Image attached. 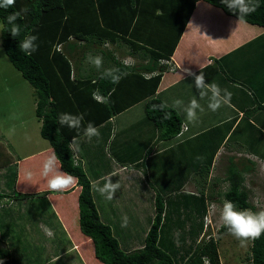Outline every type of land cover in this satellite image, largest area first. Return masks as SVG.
Instances as JSON below:
<instances>
[{"label":"trees","instance_id":"1","mask_svg":"<svg viewBox=\"0 0 264 264\" xmlns=\"http://www.w3.org/2000/svg\"><path fill=\"white\" fill-rule=\"evenodd\" d=\"M197 1L15 0L13 7L0 8V45L11 64L34 89V114L40 122V136L49 142L52 154L55 153L59 157L60 169L65 173H71L78 180V210L74 227L82 237L88 239L86 241L88 245L83 246L76 237L73 242L77 244L75 246L77 249L80 247L83 256L91 254L100 264H221L214 236L207 234V238L206 235L199 238L210 202L209 196L202 189V183H206L209 166H201L197 172L201 180L198 190L202 193V201L201 204L196 201L198 206L195 211L193 209L190 220L193 219V223L200 221L201 229L192 232L190 223L188 232L190 240L185 239L183 235L185 230L180 226L173 229L171 225L163 230L166 222L165 197L154 190V211L141 246L128 245L120 241L118 230L114 231L110 224L101 219L94 201L93 181L109 174L115 165L111 156L106 153L109 138L103 139L99 145V149L104 152L106 165L100 166L101 170L96 173H90V170L88 172L81 162L82 158L89 160L90 163L99 159L94 151H82L80 147L72 151L69 148L74 137L76 140L84 134V128L89 122L97 127L141 99H145V116L156 128L157 140L181 136L185 131L180 132L183 125L181 116L176 109L167 104L164 110H153V105L165 104L154 96V93L163 71L162 67L165 65L159 63V60L163 58L168 60L172 54ZM204 1L219 7L229 16L264 28V0H253V3L259 6L255 12L245 16L230 11L222 0ZM16 12L21 14L15 21L20 28V35L14 38L10 33L13 25L8 22L7 17ZM116 20L120 23L115 24ZM122 22L124 24L120 29H123L116 34L115 28H119ZM28 35L38 37L35 42L38 48L31 56L25 55L19 49V43ZM69 37L93 39L97 44L103 43L106 39L111 42L123 40L131 54H141V58H147V62L142 66L143 70L155 73L141 81V71L134 67L125 69L124 65L114 58V68L119 67L128 71L130 76L138 79L136 83L129 87L119 83L112 84L108 79L102 78L104 72L93 79L76 78L72 73L66 51L57 47L66 44ZM168 45L169 47L165 49ZM220 70L227 80H232L221 67ZM96 91L107 97V103H98L93 99L92 94ZM255 102L252 107L245 110L246 113H254L259 109L264 111V105L257 100ZM165 113H170L169 119H164ZM61 114H83L82 126L79 129H72L60 125L58 118ZM79 140H76V143L82 147ZM149 151L150 148L146 154ZM12 161L13 159L5 156L3 152L1 154L0 151V167L9 165L14 168L7 179L6 187L9 192H0V204L7 205L12 201L31 196H44L50 192L43 190L26 193L16 190L17 162ZM248 161L252 162L251 166L243 164L240 170L234 167V161H230L223 172L227 188L222 195L225 201L233 202L238 210L250 209L257 212L248 200V189L245 185V174L252 171L254 166V161ZM139 163H142L141 160ZM31 207L28 206L27 209ZM33 208L36 209V206ZM199 209L200 212H196ZM32 212L34 211L31 210ZM32 215L34 217V213ZM173 216L178 218L177 213ZM44 217L47 218L46 215L39 214L42 221ZM175 223L179 221L176 220ZM225 230L223 226L219 228L221 232ZM11 260L10 250L0 240V262L13 264ZM245 260L243 262L245 264H264V234L259 239L251 240L250 251Z\"/></svg>","mask_w":264,"mask_h":264},{"label":"crops","instance_id":"2","mask_svg":"<svg viewBox=\"0 0 264 264\" xmlns=\"http://www.w3.org/2000/svg\"><path fill=\"white\" fill-rule=\"evenodd\" d=\"M119 23L120 22L118 20L115 21V24ZM123 24L124 22L121 23L119 28H115L116 34L121 32V29L123 28L120 29V27ZM139 27L140 25L138 26V29ZM87 31H89V29H87ZM263 31L264 28L259 25L250 24L233 16H229L219 7H216L204 0H198L195 3L194 9L172 51V54L169 56L168 60H164L165 58L159 60V63L165 65L162 67L163 71L161 72L160 80L154 93V96H157L165 104L176 109L178 114L181 116L182 124L187 126V129L181 134V136H177L169 140H157L156 128L145 116V99H141L120 113L112 116L105 123L97 126L100 131V136L98 138L93 137L89 140L83 134L76 139H80L78 142L79 145H82V147L79 146L82 148V151H94L96 156L99 158L93 163H90L89 160L87 161L85 158L81 159L83 167L90 170V173H96L101 170L99 169L100 166L104 167L106 165L104 152L99 149V145L103 142V139L113 136L115 127H117L115 120L120 114H125L128 110L141 104V114L145 117L144 120L141 115V125L146 121L147 124L152 125L150 131L144 132L145 134L141 137V150L139 148V153H137L138 155L135 154V156H131V150L124 143L121 144V152L119 154H117V150L115 153L109 152L106 147V153L111 156V160L115 162V165L109 174L93 181L94 201L101 219L113 226L115 221L121 220L123 223L124 218H127V227L121 226L120 229H117L121 236L119 239L123 242V244L125 242L128 245H138L141 243L147 226L151 220V211L154 206V193L146 186L143 182V179L145 178L141 176H147L148 167L146 165L149 164V162H161L162 160L167 159H171V161L177 160L176 162H178L180 157L173 156L174 149L177 148L178 150H181V147L185 144H189V140L204 132L206 130L205 128L216 131L212 132V134L218 133L217 139L220 141H211L214 138H210L211 140L208 142L215 145V153L213 154L214 158L216 152L219 151L221 144L228 136L232 127H236L242 119H247L250 124L253 120H256L254 119L256 112L246 113L245 110L252 107L254 103H256L255 100L261 101V104L264 105V60L261 66H259L258 73L253 66L257 63L251 61V57L254 58L255 53H257V48L253 49L254 45L252 43L257 37L263 35ZM57 47L63 48V50L66 51L72 66V73L76 78L93 79L96 75L103 73L106 69L114 68V58L120 62L125 58H132L135 61L134 68H136L137 71H141V81L155 73L143 70L142 66L147 62V58H141V54H131L127 43L123 40L111 42L106 39L103 43L97 44L93 39L87 40L85 38L77 39L69 37L66 44L63 46L59 45ZM168 47L169 45L166 46L165 49ZM121 49H123L121 55L122 58H119L118 53ZM88 56H101L103 58L102 70H98L90 64L87 60ZM165 61H168V63ZM220 67L232 80H227L224 77ZM189 72L193 73V75H189ZM201 72H203L205 76L206 83L216 84L221 88V90L226 89L231 93L230 104L222 105L216 111H212L209 108L208 105L211 93L209 92L207 96L201 98L199 90L195 87V75H199ZM260 75L261 82L259 84L256 82V79ZM137 80L138 79L135 78V76H130L128 74L120 80L119 84L129 87V85L136 83ZM141 84L143 83L141 82ZM241 86L247 89V92L240 88ZM171 89L174 90V93L169 92ZM177 91H179L178 94L176 93ZM136 94L138 95V92H136ZM185 95L188 96V99L184 97ZM192 95L195 97H192ZM259 95H262L263 97L257 98ZM192 99H196L203 108V111L197 110V119L195 121H189L185 111V108L189 105V103L185 104V102H189ZM177 100L182 101V104L179 107L175 105ZM224 110L226 112H224ZM224 123H230L226 126L228 127L227 131L226 129H220ZM144 131L147 130L144 128ZM221 131L223 134L220 133ZM211 137H214V135H211ZM176 139L179 140L175 141ZM95 143L98 146V150L91 147V145ZM114 147L116 148V146ZM149 148L150 151L146 154ZM198 151L200 152V150ZM47 152L52 153V148L49 143L45 144L35 152H26L20 158L18 157L16 160L12 161V163L17 162V179L15 183L16 190L26 193L48 190L47 179L41 175L44 161L46 160V157L50 156ZM165 152L173 153L170 157H163ZM226 152H228L225 161L226 164L221 168V174H223L224 170L230 163L231 158H236L235 155H243L244 158L255 161L254 159L249 158L247 154L243 153L242 149L234 146L229 147ZM36 157H38V159ZM186 158V163L179 160V166L183 168V165H189L188 167L191 170L190 177L194 175L196 177L197 172H193V170L201 166H205L203 165L205 159L202 160V158L199 157L196 158V162L193 155ZM213 158L210 160V165L209 163L207 165L209 166V171L205 180L210 178L211 172L214 168L215 163ZM140 160L142 162L141 164L139 163ZM145 161H148V163L146 164ZM87 163L89 164L87 165ZM176 166L178 165L176 164ZM8 167L10 166L5 165L0 167V192H9L6 187V179H3L2 177V175L10 173L9 170H7ZM138 169H141V174L137 171ZM29 173L31 174V179L27 178ZM108 177H111L114 183L118 181L120 184V189L115 193L113 199L111 200L106 199L98 191H96V187H102ZM196 181L197 180H195V183ZM152 182L153 179L150 178L149 183L151 185L153 184ZM189 189L192 190L193 188L189 187ZM78 191L79 187L76 185L74 188L65 192H49L42 196V198L46 199L47 202L50 203L57 216L56 218H49L45 213H43L48 218L44 221L47 225H43L41 222L39 223L44 229L40 228L43 240L40 244L43 245V248H51L53 250L50 251L48 256L43 259V262L41 260L34 261L31 259L30 252L28 250L25 251L24 247L21 249L25 252H16V250H20L14 243V238L18 237L20 240L26 242V246H29V248L31 247L30 245H27V242L29 237L31 241L34 237L30 228H28L29 224L27 223L32 225V229L33 220H24V222H21L24 225L19 224L20 222L16 220L18 215L15 214V209L19 206L23 207V205H25L26 208L27 206L31 207V205L33 207L36 201L39 200L38 196L26 197L25 199L16 202L12 201V203L10 202L9 204L8 210L6 209L5 211L0 212V228L2 229L0 230V240L10 250L12 260V256L14 254L15 261L14 263L12 262L13 264H100L91 256V254L87 255L88 258L86 255L83 256L80 247L77 249L75 247L77 244L73 242V239L76 237V239L80 241L83 246L86 247L88 245L86 243L88 239L82 237L77 232L78 230L76 227H74V219L77 216L78 210ZM174 202L176 201L174 200ZM148 204L152 205L151 209L148 208ZM32 207L31 210L34 211V208L32 209ZM145 207H147V209H145ZM23 211L26 219L33 217L32 213L34 212L31 213L29 210V213L27 210ZM17 212L21 215L22 210L18 209ZM12 225L23 228L20 229L21 237L19 235L17 236L15 230L11 228ZM45 229L50 230L53 235L51 237L46 235ZM22 230H24V232H28L31 236L23 235ZM1 231L3 235L8 234V236H3V238H1ZM64 235L66 236L64 237ZM62 237H64L63 240L67 238L70 242L68 249L65 248L64 245H61L62 247L58 246ZM69 251H73L72 253L75 252V254L68 256ZM22 255L25 257L24 260L21 259V257H23Z\"/></svg>","mask_w":264,"mask_h":264},{"label":"rangeland","instance_id":"3","mask_svg":"<svg viewBox=\"0 0 264 264\" xmlns=\"http://www.w3.org/2000/svg\"><path fill=\"white\" fill-rule=\"evenodd\" d=\"M252 44L254 45L253 49L257 48V53L253 52L255 53V56L254 58L251 57V61L257 63L253 66L256 72L258 73L259 66H261L264 60V33L262 36L257 37ZM122 51L123 49H121L118 53L119 58H122ZM260 78L261 75L256 79V82L259 84L261 82ZM240 88L247 92V89L243 88L242 86ZM169 92L174 93V90L171 89ZM176 93L178 94L179 91H177ZM184 97L188 99L187 95H185ZM192 97L195 96L192 95ZM262 97V95H259L257 98ZM33 102V87L20 75L19 71H17V69L11 64L0 45V151L1 154L3 152L4 155L8 156L10 159L16 160L18 157L20 158L26 152H35L36 150L43 147L45 144L49 143L46 139L40 136V124L34 114ZM186 103L188 104L190 103V101L185 102V104ZM141 106V104L136 105L134 108L128 110L125 114H120L116 118L115 124L117 127H115V132L113 133V136L109 137L108 142L106 144V147L108 148L109 152L115 153V151L117 150V154H119L121 152V144L124 143L131 150V156H135V154L139 153V148L141 150V137L145 134L144 132H149L152 126V123L149 125L147 124V121L141 125ZM224 112L226 111L224 110ZM143 119L145 120L144 116ZM254 119L256 120H253L251 124L248 122L247 119H242L236 125V127H232L228 134V136H231H227L225 138L224 142L221 144L219 151L216 152L214 158L213 154L215 153V145L213 143L208 142L212 138L214 139H212L211 141H217L218 133L212 134V132L216 131H212L205 128L206 130L204 132H202L199 136L189 140V144H185L183 147H181V150L175 148L174 153L165 152V154H163V157H170L172 156V153L174 157L179 156L180 158L178 157V162H176L177 160L171 161V159H167L162 160L161 162H149V164H147L148 161H145L147 164L146 166L148 167V174L147 176L141 175L145 178L143 179V182L150 190H152L153 193H155L154 190L156 189V192H159L163 197H165L164 208L166 209V216L164 217V220L166 222L163 226V230L166 227H170L171 225L173 229H177L180 226L182 227V230H185V232L183 233L185 239L190 240L188 236L189 224H192V226H190L192 228V232L194 230L199 231L201 229L200 221H195V223H193V219L190 220L191 216L193 215V209L194 211L197 209V202L201 204L202 201V193H200L198 190V188H200L199 183L201 180L198 175H196V177L195 175L190 177L191 170L188 167L189 165L185 164L182 166L183 168H181L179 166V160L183 161V163H186V157H190L191 155H193L195 157L196 162V158L201 157L202 160L205 159L203 165L207 166L211 158H213L215 165L211 172V176L209 179L207 178L206 183H202L203 192L207 196H209L210 202L208 203V211L206 216L204 217V225L202 227V231L199 235V238L205 235L207 238V234L214 236V239H216V242L218 244V253L221 264H245L243 262L246 261L245 258L250 251L251 245V240H249L247 241L246 246L242 247L240 245V242L232 234H230L227 229L223 232L219 231V228L222 226V222L220 220V211L222 209L223 203L225 202L222 193L227 188V182L223 180L221 168L226 164V156L228 155V152L226 151L229 149V147L234 146L236 148H240L243 150V153L247 154L249 158L255 160V164L253 163V170L250 171L248 174H245V185L248 189L249 202L254 205L257 212L264 210L263 110H257ZM229 124L230 123H224V125L220 129H226L227 131L228 127L226 126H228ZM144 128L147 131H144ZM220 133L223 134L222 131ZM211 135H214V137H211ZM177 140L179 139H176L175 141ZM114 146H116V148ZM91 147H93L95 150H98V146L96 145V143L91 145ZM198 150H200V152ZM47 154L51 155L52 153L47 152ZM235 156L236 158H231V160L234 161V167L237 170H240L243 164L251 166L252 162L248 161L249 159L244 158L243 155ZM48 157H46V159ZM36 158L38 159V157ZM176 164L178 166H176ZM199 168L194 169L193 172H199ZM11 169H14L13 166L8 167L7 170L11 172ZM137 171H139L141 174V169H138ZM9 174L2 175L3 179H6V184L7 179H9ZM150 178L153 179V186L149 183ZM195 180H197L196 183ZM189 187H192L193 189L190 190ZM171 197H173L174 199H170ZM38 199L39 200H37L34 205L36 206V209H34V217H29L28 219H26L23 210L28 211V209L25 207V205H23V207H17L16 205L17 208L15 209V214L18 215L16 220L20 222L19 224L24 225L23 223H21L24 222V220H33L32 229V225L30 223H27L29 224L28 228H30V231L34 237L32 241L29 237V240L27 242V245H30L31 247L29 248V246H26V242L20 240L18 237L14 238V243L18 246L20 250H16V252L23 253L28 250L30 252L31 259H33L34 261L41 260L43 262V259L48 256L50 251L53 250L51 248H43V245L40 244L43 241L41 234L42 231L40 230V228H42L43 226L39 223L41 222L43 223V225H47L44 220H47L48 218L44 217V220L42 221L39 218V214L45 213L49 218H56L57 216L54 210L52 209L50 203H48L46 199L42 198V196H38ZM174 200L176 202H174ZM148 206V208H152L151 204H148ZM8 208L9 203L7 205L0 204V212L5 211L6 209L8 210ZM18 209L22 210L21 215L17 212ZM145 209H147V207H145ZM29 211H31V209H29ZM153 211L154 206L151 211L152 214ZM198 211L200 212V209L196 212ZM175 213L178 214V218L173 216ZM176 220H178L179 223H175ZM121 224L122 221L117 220L115 221V224L111 227L112 229H114V231H116L118 228H121ZM11 228L15 230L17 236H20V229L23 228L16 227L13 225L11 226ZM0 230L2 229L0 228ZM22 233L23 235L31 236V234H29L28 232H24V230H22ZM1 234V238H3V236H8V234L3 235L2 231ZM65 236L66 235H64V237ZM64 237L60 239V243H57H59L58 246L62 247L61 245H64L65 248L68 249L70 242L67 238L63 240ZM141 243H139L137 246H141ZM22 247H24L25 251L21 249ZM72 252L73 251H69L68 256H72L75 254V252ZM22 256L23 257H21V259L24 260L25 257L24 255ZM12 257V262L14 263V254Z\"/></svg>","mask_w":264,"mask_h":264},{"label":"clouds","instance_id":"4","mask_svg":"<svg viewBox=\"0 0 264 264\" xmlns=\"http://www.w3.org/2000/svg\"><path fill=\"white\" fill-rule=\"evenodd\" d=\"M222 3L225 4L230 11L238 13L239 16L250 15L255 12L259 6L258 4L253 3V0H222ZM14 4L15 0H0V8L7 9L13 7ZM24 11L26 12L27 10L25 9ZM20 15V13L16 12L11 13L7 17L8 22L13 25L10 33L14 38H17L20 35V28L15 24V21L20 18ZM37 39L38 37L35 35L26 36L19 43L20 51L27 56H31L38 48V45L35 43ZM87 60L98 70L103 67V58L101 56H88ZM121 63L124 65L125 69H131L135 66V61L132 58H125ZM128 74V71L116 67L106 69L102 74V78L108 79L112 84H118L120 80ZM189 75H193V73L189 72ZM195 87L199 90L201 98L207 96L209 92L211 93L208 106L212 111L218 110L222 105L230 104L231 93L226 89L221 90L216 84L206 83L203 72L199 75H195ZM92 96L98 103H107V97H104L99 91L93 92ZM181 104L182 101L180 100L175 102L177 107ZM166 108V104L153 105V110H164ZM197 110L203 111V108L196 99H192L189 105L185 108L187 119L189 121H195L197 119ZM169 118L170 113H165L164 119ZM83 119V114H61L58 118V122L60 125H66L72 129H79L82 126ZM84 135L91 140L93 137L98 138L100 136V131L96 126L89 122L84 128ZM78 147L79 146L74 137L72 143L69 144V148L72 151H76L78 150ZM58 160L59 157L53 153L43 164L41 175L47 179V186L50 192H65L74 188L78 183L77 178L71 173H64L60 170ZM27 178L31 179L30 173ZM119 189V182L117 181L114 183L111 177L106 178L102 187H96V191L108 200L113 199L115 193ZM220 220L222 226L240 242L242 247L246 246L247 241L259 239L261 235L264 234V210L258 212H253L250 209L238 210L233 202L225 201L220 211ZM121 226L127 227L126 217ZM45 233L49 237L53 235L48 229H45ZM0 264H2V262H0Z\"/></svg>","mask_w":264,"mask_h":264},{"label":"built area","instance_id":"5","mask_svg":"<svg viewBox=\"0 0 264 264\" xmlns=\"http://www.w3.org/2000/svg\"><path fill=\"white\" fill-rule=\"evenodd\" d=\"M165 62L168 63V61H165ZM186 129H187V127H186L185 125H182V127H181V131H180V132H183V131L186 130Z\"/></svg>","mask_w":264,"mask_h":264}]
</instances>
